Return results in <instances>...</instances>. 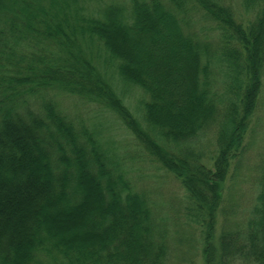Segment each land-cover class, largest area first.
<instances>
[{
    "label": "trees",
    "instance_id": "16d2710c",
    "mask_svg": "<svg viewBox=\"0 0 264 264\" xmlns=\"http://www.w3.org/2000/svg\"><path fill=\"white\" fill-rule=\"evenodd\" d=\"M239 2L0 0V264H264V152L245 219L216 233L264 86V0ZM67 102L177 182L173 219Z\"/></svg>",
    "mask_w": 264,
    "mask_h": 264
},
{
    "label": "rangeland",
    "instance_id": "374dc122",
    "mask_svg": "<svg viewBox=\"0 0 264 264\" xmlns=\"http://www.w3.org/2000/svg\"><path fill=\"white\" fill-rule=\"evenodd\" d=\"M229 4L236 10L239 9V11H242L243 9V6H240L239 0H229ZM114 86L121 93L117 82H114ZM145 98L146 97L135 88H130L129 93L126 96V103L129 106V110L138 118L141 117V104L142 100ZM65 107L70 114L79 119L90 124L93 122L95 127L99 129L101 138L112 142L113 146L118 149V153L121 154L124 151L122 143L125 142L126 150L133 151L134 156L139 158V161L143 165H133L132 172L134 173L131 176L137 189L146 191L150 198L158 203L156 205L157 210L160 213H166L168 217L173 219L171 207H175L182 196V191L177 182L166 176V174L156 171L152 165V167L149 166L147 160L142 156V150L136 146L135 142L131 141L129 135L116 121L113 122L102 115L98 116L100 115L98 112L78 103L74 106L67 102L65 103ZM103 119L106 122H104ZM247 136V151L241 163L244 167L239 170L237 174H234L233 171L230 172V176L233 177V180H231V196L229 200H227L225 212L220 211L219 213L220 215L216 231L217 236L221 231L220 228L222 227L224 218L228 220L227 222H231L230 227H232L233 222H242L245 219V207L251 205L254 198L251 199L252 182L248 181V178L250 177V175L248 177V168H250V173L255 183V187L257 188L255 178H257V168L264 152V86L257 111L252 120ZM125 139H127V141H124ZM231 181L227 182V186H229ZM180 222L181 220H179V223ZM226 225H228V223ZM169 229L173 231L174 228L173 226H170ZM195 262H197V260H195Z\"/></svg>",
    "mask_w": 264,
    "mask_h": 264
}]
</instances>
